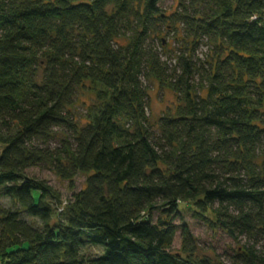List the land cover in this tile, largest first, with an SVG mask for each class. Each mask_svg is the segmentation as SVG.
<instances>
[{"label":"trees","instance_id":"obj_1","mask_svg":"<svg viewBox=\"0 0 264 264\" xmlns=\"http://www.w3.org/2000/svg\"><path fill=\"white\" fill-rule=\"evenodd\" d=\"M159 1L0 0V191L20 208L0 216V264H213L192 256L186 226L174 252L177 225L153 219L185 202L262 243L241 245L238 264H264V0H190L170 17ZM168 18L213 43L208 68L150 48ZM150 78L181 96L156 127ZM85 80L104 102L78 128L68 106ZM54 129L69 140L52 150ZM48 162L63 178L90 173L55 223L49 187L26 173Z\"/></svg>","mask_w":264,"mask_h":264},{"label":"rangeland","instance_id":"obj_2","mask_svg":"<svg viewBox=\"0 0 264 264\" xmlns=\"http://www.w3.org/2000/svg\"><path fill=\"white\" fill-rule=\"evenodd\" d=\"M190 0H160L159 8L163 14L170 17L173 13L180 10L183 3L188 5ZM121 43L128 42V38L124 37ZM196 42V43H194ZM152 50L159 52L162 60L170 66L175 64L176 56L180 53H192L193 58L198 62H203L208 68V64L213 62L216 54L213 53L214 45L206 37L194 40L189 36V31L183 24L172 21L170 18L163 24V29L158 36L149 42ZM202 73V71H200ZM204 72V71H203ZM201 81V82H200ZM260 82L259 79H257ZM195 86L205 84V80L201 79L199 74L193 78ZM148 92V108L147 115L149 122L156 127V123L162 115H175L178 104L181 103V96L167 86H162L155 78H150L144 82ZM100 85L92 80H85L78 87L75 98L68 107L74 117V121L78 128H81L90 121L93 111L100 106L104 100L99 98L98 93ZM205 88L198 89L197 93L204 95ZM69 140L68 136L61 129H54L51 137L44 144V147L55 150L62 145V140ZM260 162V161H259ZM29 176L43 180L49 187L52 195L47 194L44 200L50 203L53 209L52 222L58 221V217L73 202L74 194L85 187L86 180L90 173L77 172L71 178L61 177L53 168L51 163H42L26 169ZM20 210L16 202L2 194L0 191V216L4 212ZM153 219L167 217L178 229L173 239V251L178 252L182 247L181 226H186L191 232L195 240V250L192 254L194 258L207 257L213 264H238L237 251L241 245L256 244L243 235H232L229 231H225L218 227H213L207 218L215 219L214 214L206 212L204 215L196 212L192 203H181L179 211L171 215V218L162 212L161 208L153 209ZM30 223L40 225V221L36 218L26 216L21 213ZM1 232V231H0ZM239 232V231H236ZM261 242L256 244V249L261 250ZM85 255H97L101 250L97 246H85L83 249Z\"/></svg>","mask_w":264,"mask_h":264}]
</instances>
